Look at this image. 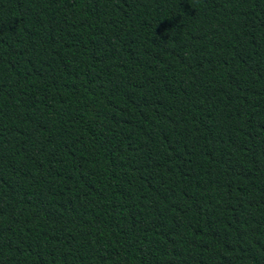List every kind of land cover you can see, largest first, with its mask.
I'll use <instances>...</instances> for the list:
<instances>
[{"label": "trees", "instance_id": "obj_1", "mask_svg": "<svg viewBox=\"0 0 264 264\" xmlns=\"http://www.w3.org/2000/svg\"><path fill=\"white\" fill-rule=\"evenodd\" d=\"M0 264H264V0H0Z\"/></svg>", "mask_w": 264, "mask_h": 264}]
</instances>
